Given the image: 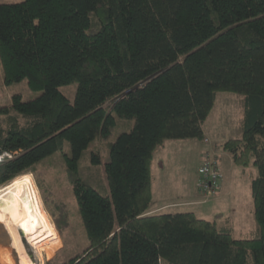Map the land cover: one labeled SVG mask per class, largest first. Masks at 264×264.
<instances>
[{
	"label": "trees",
	"instance_id": "16d2710c",
	"mask_svg": "<svg viewBox=\"0 0 264 264\" xmlns=\"http://www.w3.org/2000/svg\"><path fill=\"white\" fill-rule=\"evenodd\" d=\"M23 80L36 95L0 106V186L61 151L89 239L62 264H264V0L0 2V87ZM217 91L245 95L242 136L217 143L258 169L244 237L192 210L149 211L155 152L206 143ZM119 117L134 124L110 141ZM39 185L64 233L65 203Z\"/></svg>",
	"mask_w": 264,
	"mask_h": 264
},
{
	"label": "rangeland",
	"instance_id": "374dc122",
	"mask_svg": "<svg viewBox=\"0 0 264 264\" xmlns=\"http://www.w3.org/2000/svg\"><path fill=\"white\" fill-rule=\"evenodd\" d=\"M14 1L21 0H0V2ZM77 86V82L61 86L71 101L75 99ZM14 92L22 93L26 99L36 95L26 80L9 85L6 89L0 87V106L5 105L7 98ZM245 109L243 93L217 91L214 106L203 122L204 131L209 139L207 145L199 139H168L164 146L157 149L153 166L155 198L153 208L161 202L164 203V211L192 210L201 217L216 220L219 225L230 222L235 228L236 237H244L256 228V221L253 217L255 204L251 195V181L258 176V169L254 165L242 167L234 163L229 154H227L229 158L226 155H220L222 178L219 187L213 192L204 194L202 192L205 191H202L198 184L199 167L204 162V152L209 150L211 155H215L216 150L213 151L211 147L225 139L242 136ZM133 124V119L119 117L118 124L113 129L109 140H114L118 133L132 127ZM218 148L220 152H223L219 145ZM52 156L53 158L40 163L35 172L29 173L39 189L43 207L50 214L56 229L53 232H44L40 237H34L24 224L25 222L18 215L12 214L23 251L28 262L34 264H51L53 259L56 264H62L63 261L82 251L89 244L76 196L67 178L63 155L59 151ZM8 182L1 185L0 190L6 188ZM39 182L47 190L46 193L50 195V198L66 205L70 226L65 229L64 233L60 232L47 206L45 193ZM105 182L109 188L107 178ZM103 192L106 190L104 189ZM35 239L39 240L35 242ZM48 249L51 251L48 252ZM0 264H22L11 234L1 219Z\"/></svg>",
	"mask_w": 264,
	"mask_h": 264
},
{
	"label": "bare ground",
	"instance_id": "6f19581e",
	"mask_svg": "<svg viewBox=\"0 0 264 264\" xmlns=\"http://www.w3.org/2000/svg\"><path fill=\"white\" fill-rule=\"evenodd\" d=\"M38 190L31 173L15 177L8 182L6 188L0 190V219L6 224L11 234L22 264L34 263L28 262L23 251L21 238L13 215H18L25 222L24 224L27 225L34 237H40L44 232H53L56 229L50 214L43 207L42 198ZM37 240L35 239V242Z\"/></svg>",
	"mask_w": 264,
	"mask_h": 264
},
{
	"label": "built area",
	"instance_id": "2783aa9c",
	"mask_svg": "<svg viewBox=\"0 0 264 264\" xmlns=\"http://www.w3.org/2000/svg\"><path fill=\"white\" fill-rule=\"evenodd\" d=\"M204 162L199 168L200 178L199 187L202 191L213 192L219 187L222 173L219 168V162L210 152L204 155Z\"/></svg>",
	"mask_w": 264,
	"mask_h": 264
},
{
	"label": "crops",
	"instance_id": "0c3cea01",
	"mask_svg": "<svg viewBox=\"0 0 264 264\" xmlns=\"http://www.w3.org/2000/svg\"><path fill=\"white\" fill-rule=\"evenodd\" d=\"M206 134V133H205ZM207 135V134H206ZM206 145H207V142H206ZM212 149H213V151H214V149L216 150V151H218V152H216V151H214V153L216 154V155H218L219 157H220V155L222 156V155H226V156H228L227 154H229L228 152H225L224 150H223V152H220L219 151V148H218V144L216 145V146H214V147H211ZM221 148V147H220ZM222 149V148H221ZM222 153V154H221ZM230 155V154H229ZM230 157H231V155H230ZM228 158H229V156H228ZM221 161V160H220ZM234 167V166H233ZM154 197H153V202H154ZM153 205L154 204H152V206L150 207V209H149V211L150 212H155V211H163V209H164V203H161V202H159V204L157 203L156 205H155V207L153 208ZM169 212H171V211H169Z\"/></svg>",
	"mask_w": 264,
	"mask_h": 264
}]
</instances>
